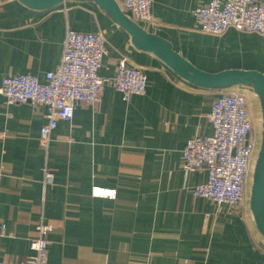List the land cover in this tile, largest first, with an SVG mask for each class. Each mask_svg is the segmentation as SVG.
Returning <instances> with one entry per match:
<instances>
[{"label": "crops", "instance_id": "obj_1", "mask_svg": "<svg viewBox=\"0 0 264 264\" xmlns=\"http://www.w3.org/2000/svg\"><path fill=\"white\" fill-rule=\"evenodd\" d=\"M208 1L153 0L152 21L137 23L203 71L264 74L263 35L200 31L193 10ZM66 27L104 37L101 77L112 78L123 58L144 69L146 92L124 101L106 84L96 106L76 102L72 119L57 121L47 149L39 141L46 108L7 104L0 94V261L24 263L42 221L50 226L45 264H264V236L250 194L244 190L234 205L196 197L192 188L206 181L207 172L184 177L181 167L186 141L212 134L208 114L222 89L195 85L137 49L94 1L36 9L0 0V84L24 73L44 81L61 58ZM228 89L247 97L256 146L258 97L250 85ZM44 166L52 184L43 183ZM93 186L114 189L115 197H95Z\"/></svg>", "mask_w": 264, "mask_h": 264}, {"label": "built area", "instance_id": "obj_2", "mask_svg": "<svg viewBox=\"0 0 264 264\" xmlns=\"http://www.w3.org/2000/svg\"><path fill=\"white\" fill-rule=\"evenodd\" d=\"M153 0H122L121 8L136 22L152 21ZM200 31L221 35L229 28L256 32L264 36V3L259 0H210L193 10ZM105 53L101 34L78 32L66 27L62 54L58 64L45 73L44 81L29 73L6 76L0 94L7 104L34 102L46 108V123L40 128L39 141L44 149L50 142L58 120L70 121L76 102L96 106L103 87L110 83L127 101L132 95H143L147 75L143 68L118 60L112 78L101 77L98 69ZM213 132L208 136L189 138L182 150L184 177L191 171L205 170L207 179L192 188L196 197L217 204L234 205L244 195L248 171L256 158V146L250 138L248 100L244 93L222 89L208 114ZM43 183H53V173L42 168ZM95 197L114 198L115 190L99 186L91 188ZM4 228V225L1 226ZM36 236L30 241L32 254L21 264H45L50 226L40 221ZM0 264H6L0 261Z\"/></svg>", "mask_w": 264, "mask_h": 264}, {"label": "water", "instance_id": "obj_3", "mask_svg": "<svg viewBox=\"0 0 264 264\" xmlns=\"http://www.w3.org/2000/svg\"><path fill=\"white\" fill-rule=\"evenodd\" d=\"M26 6L47 9L67 0H19ZM82 1V0H73ZM94 1L106 14L131 36L132 44L139 50L151 52L189 82L213 89H228L235 85H250L258 97L262 131L255 158L250 187L249 205L255 224L264 236V74L257 70L226 69L215 73L203 71L184 59L170 42L144 30L126 15L116 0Z\"/></svg>", "mask_w": 264, "mask_h": 264}, {"label": "rangeland", "instance_id": "obj_4", "mask_svg": "<svg viewBox=\"0 0 264 264\" xmlns=\"http://www.w3.org/2000/svg\"><path fill=\"white\" fill-rule=\"evenodd\" d=\"M259 143L260 141H256V146H257V150L259 148ZM257 152L256 151V155H257ZM254 163H255V159L254 161L252 162L251 166H250V169L248 171V175H247V180H246V186H245V190L248 194H250V187H251V181H252V173H253V167H254Z\"/></svg>", "mask_w": 264, "mask_h": 264}]
</instances>
